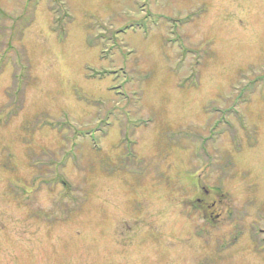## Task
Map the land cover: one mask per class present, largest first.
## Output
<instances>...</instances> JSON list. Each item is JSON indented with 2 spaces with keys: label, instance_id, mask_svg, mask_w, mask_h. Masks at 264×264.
<instances>
[{
  "label": "rangeland",
  "instance_id": "obj_1",
  "mask_svg": "<svg viewBox=\"0 0 264 264\" xmlns=\"http://www.w3.org/2000/svg\"><path fill=\"white\" fill-rule=\"evenodd\" d=\"M261 230L264 0H0V264H264Z\"/></svg>",
  "mask_w": 264,
  "mask_h": 264
},
{
  "label": "flooded vegetation",
  "instance_id": "obj_2",
  "mask_svg": "<svg viewBox=\"0 0 264 264\" xmlns=\"http://www.w3.org/2000/svg\"><path fill=\"white\" fill-rule=\"evenodd\" d=\"M203 191L205 192V193H208L209 194V192L211 193V192H217L218 191V189H215V188H212V189H207L206 187H204L203 188ZM212 194V193H211ZM261 232H262V234H264V230H261Z\"/></svg>",
  "mask_w": 264,
  "mask_h": 264
}]
</instances>
